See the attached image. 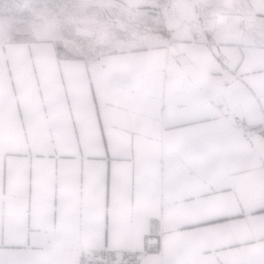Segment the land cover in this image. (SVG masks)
Listing matches in <instances>:
<instances>
[{"label":"crops","instance_id":"1","mask_svg":"<svg viewBox=\"0 0 264 264\" xmlns=\"http://www.w3.org/2000/svg\"><path fill=\"white\" fill-rule=\"evenodd\" d=\"M86 8L1 29L0 264H79L106 197L142 264H264V141L221 109L264 119V0Z\"/></svg>","mask_w":264,"mask_h":264},{"label":"rangeland","instance_id":"2","mask_svg":"<svg viewBox=\"0 0 264 264\" xmlns=\"http://www.w3.org/2000/svg\"><path fill=\"white\" fill-rule=\"evenodd\" d=\"M92 1V0H91ZM90 0H0L1 29L25 30L37 23L63 22L71 25L94 24V10H88ZM73 31H71L72 33ZM71 42L72 49L81 50Z\"/></svg>","mask_w":264,"mask_h":264},{"label":"built area","instance_id":"3","mask_svg":"<svg viewBox=\"0 0 264 264\" xmlns=\"http://www.w3.org/2000/svg\"><path fill=\"white\" fill-rule=\"evenodd\" d=\"M221 109L227 121L231 125L238 127L243 136L264 141V119L256 123H248L226 105H223ZM157 238L159 239L160 250L161 241L159 235L146 233L143 236L140 249H113L109 252V248L102 245L99 237H81L77 243L79 264H142L144 257L148 253L153 252L156 247ZM102 248L103 252H101Z\"/></svg>","mask_w":264,"mask_h":264},{"label":"snow or ice","instance_id":"4","mask_svg":"<svg viewBox=\"0 0 264 264\" xmlns=\"http://www.w3.org/2000/svg\"><path fill=\"white\" fill-rule=\"evenodd\" d=\"M223 135H224L223 130H215L212 133H210V140L218 141L223 137ZM104 163H105V177H106V186H107V177L110 167L107 157L104 158ZM105 209L106 210L99 224L98 235L102 242V245L104 247L109 248V252H111L113 249H111L110 246L114 242H119L121 239L122 233L124 231V224L119 218H114L112 215L108 213L107 197L105 201ZM158 250H159V239L157 238V245L153 249V251H158ZM101 252H103V248L101 249Z\"/></svg>","mask_w":264,"mask_h":264}]
</instances>
